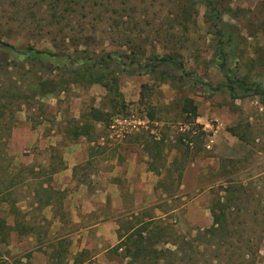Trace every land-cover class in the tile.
Segmentation results:
<instances>
[{
    "label": "rangeland",
    "instance_id": "374dc122",
    "mask_svg": "<svg viewBox=\"0 0 264 264\" xmlns=\"http://www.w3.org/2000/svg\"><path fill=\"white\" fill-rule=\"evenodd\" d=\"M52 1L0 0V220L18 223L0 264H141L126 249L149 215L140 243L162 255L264 264V0H118L61 26ZM227 133L237 156L216 151Z\"/></svg>",
    "mask_w": 264,
    "mask_h": 264
},
{
    "label": "trees",
    "instance_id": "16d2710c",
    "mask_svg": "<svg viewBox=\"0 0 264 264\" xmlns=\"http://www.w3.org/2000/svg\"><path fill=\"white\" fill-rule=\"evenodd\" d=\"M118 0H53L52 1V5H53V13L51 14V19L54 22V24L56 25H65L68 24L70 19L77 17L78 19H85L87 18L90 14H93V10H95L96 12L100 13V11L102 10V6L105 7L106 13L109 12L110 10L112 11L114 8V4L115 2ZM190 12L189 9L185 11V13ZM96 16V15H95ZM38 53L44 52V51H36ZM25 57H29L31 56V54H25L23 55ZM70 58V57H69ZM112 60L115 59V57L111 58ZM161 62H166V63H171L173 62V59L171 57H165V58H161L160 59ZM97 64H101L99 61L94 60V61H90V60H86L84 59V57H78L77 59L73 60L72 65L74 67L79 66V68H81L83 66V68L87 69V68H92V65H97ZM6 66H8L7 64L3 63L2 61H0V70L1 69H7ZM147 70V69H146ZM80 69L79 70H73V73H75L76 76H78L80 74ZM149 71V70H148ZM97 79H101V78H97ZM99 82V81H97ZM48 86H52V88H56V86L58 87V83H56L54 80H45L44 82H40L39 84L35 85L34 87L36 88L35 90L32 87V84L30 86H28V91H32L31 93L27 94L25 92H20L16 93L15 95L18 97H22V98H26L27 100L33 99L34 96H37V90H43L45 91L46 88H48ZM108 86V85H106ZM10 92L13 93L12 90H10L5 84H3V82H0V98H3L5 96H8L10 94ZM14 94V93H13ZM184 108L183 110L186 113H192L193 114V118L195 119L198 116V107L197 105H194L192 103V99H186L185 104H184ZM5 110L1 107L0 105V129H6L9 130L11 128V126H8L7 124H5V122L3 121V119L5 118ZM91 117L96 120V121H102V120H108V117L106 115L105 112L100 111L97 108H93L90 111ZM195 129L191 128L189 129L188 133L191 136H196L197 137V130L196 133H194ZM203 133V132H202ZM76 134H83L81 133V131H77ZM199 136V135H198ZM193 138V137H192ZM193 140V139H192ZM192 141L189 140L188 143H191ZM157 215H149L147 217V219L145 221H140V227L139 229H137V233L139 234V238L136 240H133L132 242L137 246L136 250L132 251L131 246L127 247V254L126 256H131L132 254L138 258H141L142 260L140 261L141 264H161L159 262V260L165 259L166 261H164V263L162 264H195V258H194V254L192 251H184V255L179 258V259H172L166 255H162V253L158 252L157 250H153L150 249L149 246H143L141 245V243L144 242V235L143 232L147 229H149V227L153 224H155L156 222H164L162 221V217H159ZM158 218V219H157ZM225 218V217H224ZM221 221H216L217 225H220ZM18 223H16L14 226H10L7 225L6 221L0 220V240H4L7 236H8V231L14 227H17ZM157 227H160L159 225L156 224ZM131 229L135 230V226H131ZM130 233H125L124 235H120V244L116 247V248H120V246L125 242V243H129V240L131 239V234ZM159 236V234H158ZM222 236V234H221ZM127 238V239H126ZM150 238V237H149ZM148 238V240H149ZM123 239H126L125 241H123ZM221 240V239H220ZM141 242V243H140ZM140 244V245H139ZM150 244H152V238L150 239ZM115 248V249H116Z\"/></svg>",
    "mask_w": 264,
    "mask_h": 264
},
{
    "label": "crops",
    "instance_id": "0c3cea01",
    "mask_svg": "<svg viewBox=\"0 0 264 264\" xmlns=\"http://www.w3.org/2000/svg\"><path fill=\"white\" fill-rule=\"evenodd\" d=\"M240 142L241 141L238 140V137L236 138V136H232L229 133L223 134L219 140H216V151L223 157L237 156V149L240 147ZM183 181V185L185 186L186 184L189 189H194L198 183V180L195 178L190 180L189 173L187 172L184 174Z\"/></svg>",
    "mask_w": 264,
    "mask_h": 264
},
{
    "label": "built area",
    "instance_id": "2783aa9c",
    "mask_svg": "<svg viewBox=\"0 0 264 264\" xmlns=\"http://www.w3.org/2000/svg\"><path fill=\"white\" fill-rule=\"evenodd\" d=\"M126 126L130 129V130H134L136 129L140 124L141 121H138L136 119H123L122 120ZM205 127H203V130L207 133H209V142H208V147H211V144L215 142V137L214 135L218 132L217 128L214 129L213 127H211L209 124L204 125ZM209 128V129H208ZM191 129V128H190ZM211 129V130H210ZM194 133H196V130L194 131Z\"/></svg>",
    "mask_w": 264,
    "mask_h": 264
}]
</instances>
